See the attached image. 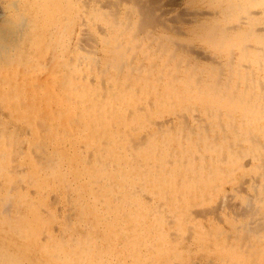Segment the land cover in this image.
<instances>
[{"label":"rangeland","instance_id":"374dc122","mask_svg":"<svg viewBox=\"0 0 264 264\" xmlns=\"http://www.w3.org/2000/svg\"><path fill=\"white\" fill-rule=\"evenodd\" d=\"M64 1L0 0V264H264V0ZM76 80L88 89L84 100L67 94ZM51 88L58 94L49 99ZM130 103L140 104L146 135L137 134ZM104 104L108 115L119 106L129 115L126 133L118 113L110 118L130 145L127 170L147 181L140 159L157 152L178 166L169 181L156 182L157 217L103 200L126 169L124 151L97 123ZM223 193L227 202L212 208Z\"/></svg>","mask_w":264,"mask_h":264},{"label":"bare ground","instance_id":"6f19581e","mask_svg":"<svg viewBox=\"0 0 264 264\" xmlns=\"http://www.w3.org/2000/svg\"><path fill=\"white\" fill-rule=\"evenodd\" d=\"M7 1V0H6ZM25 1V0H24ZM33 2H36V1H40V3L42 4V6L43 7H46V5H47V2L46 1H48V0H32ZM57 1V0H56ZM65 1H67V0H65ZM64 1V2H65ZM82 1H84V0H82ZM99 1H101V0H99ZM114 1V0H113ZM220 1V0H219ZM223 1V0H222ZM27 2V1H26ZM70 2V1H69ZM72 2V1H71ZM88 2V1H87ZM86 2V3H87ZM123 2V1H122ZM126 2V1H125ZM131 2V1H130ZM138 2V1H137ZM230 2V1H229ZM11 2H9V4H10ZM14 3H15V1H14ZM13 3V4H14ZM54 3V2H53ZM85 3V2H84ZM98 3H100V2H98ZM102 3H103V1H102ZM107 3V2H106ZM141 3V2H140ZM2 4V3H1ZM0 4V5H1ZM7 4V3H6ZM5 4V5H6ZM19 4V3H18ZM25 4V3H24ZM30 4H31V1H30ZM33 4V3H32ZM37 4V3H36ZM55 4V3H54ZM57 4V3H56ZM220 4V3H219ZM27 5V4H26ZM61 4H59L58 6H60ZM102 5V4H101ZM100 5V6H101ZM234 5V4H233ZM232 4H231V6H233ZM39 6V5H38ZM82 6V5H81ZM89 6V5H88ZM117 6V5H116ZM3 7V6H2ZM29 7V6H28ZM53 7V6H52ZM51 7V8H52ZM62 7V6H61ZM60 7V8H61ZM70 7V6H69ZM73 7V6H72ZM102 7V6H101ZM104 7V6H103ZM106 7V6H105ZM114 7H115V5H114ZM224 7V6H223ZM29 8H31V6L29 7ZM34 8H35V6H34ZM33 8V9H34ZM56 8V7H55ZM54 8V9H55ZM84 8V7H83ZM107 8V7H106ZM109 8V7H108ZM111 8V7H110ZM22 9V8H21ZM26 9V8H25ZM32 9V8H31ZM58 9V8H57ZM63 10H64V8H62ZM69 9V8H68ZM86 9V8H85ZM94 9V8H93ZM115 9H116V7H115ZM12 10V9H11ZM37 10V9H36ZM48 10H49V8H48ZM59 10H61V9H59ZM109 10V9H108ZM117 10V9H116ZM145 10V9H144ZM161 10V9H160ZM228 10V9H227ZM3 11V10H2ZM34 11V10H33ZM51 11V10H50ZM127 11V10H126ZM139 11H140V9H139ZM210 11V10H209ZM208 11V12H209ZM10 12V11H9ZM16 12V11H15ZM14 12V13H15ZM29 12H30V10H29ZM57 12V11H56ZM102 12V11H101ZM110 12V11H109ZM166 12H168V11H166ZM42 13V12H41ZM65 13H67V12H65ZM70 13V12H69ZM256 13V12H255ZM28 14V13H27ZM35 14H36V12H35ZM40 13H38V15H39ZM54 14V13H53ZM64 14V13H63ZM115 14V13H114ZM16 15V14H15ZM20 15H21V13H20ZM25 15V14H24ZM45 15V14H44ZM44 15H42V16H44ZM57 15V14H56ZM65 15V14H64ZM144 15V14H143ZM146 15V14H145ZM35 16V15H34ZM37 16V15H36ZM53 16V15H52ZM55 16V15H54ZM58 16V15H57ZM60 16V15H59ZM68 16V15H67ZM91 16V15H90ZM106 16V15H105ZM131 16V15H130ZM129 16V17H130ZM141 16V15H140ZM28 17V16H27ZM72 17V16H71ZM81 17V16H80ZM19 18V17H18ZM26 18V17H25ZM32 18V17H31ZM46 18V17H45ZM69 18V17H68ZM169 18H170V16H169ZM38 19H40V18H38ZM53 19H55V18H53ZM65 19V18H64ZM112 19V18H111ZM114 19V18H113ZM112 19V20H113ZM10 20H12V19H10ZM31 20V19H30ZM45 20V19H44ZM63 20V19H62ZM61 20V21H62ZM71 20V19H70ZM92 20V19H91ZM103 20V19H102ZM109 20H110V18H109ZM115 20V19H114ZM32 21V20H31ZM52 21V20H51ZM56 21H58V19H56ZM65 21V20H64ZM117 21V20H116ZM119 21V20H118ZM17 22V21H16ZM42 22V21H41ZM55 22V21H54ZM63 22V21H62ZM95 22V21H94ZM139 22V21H138ZM38 23V22H37ZM65 23V22H64ZM67 23H69V22H67ZM76 23V22H75ZM79 23V22H78ZM83 23V22H82ZM86 23H87V21H86ZM98 23V22H97ZM115 24H116V22H114ZM119 23V22H118ZM3 24V23H2ZM10 24V23H9ZM23 24V23H22ZM29 24V23H28ZM31 24V23H30ZM122 24V23H121ZM27 25V24H26ZM35 25V24H34ZM54 25H56V24H54ZM62 25V24H61ZM60 25V26H61ZM64 25V24H63ZM71 25V24H70ZM80 25H82L81 23H80ZM93 25V24H92ZM28 26V25H27ZM53 26V25H52ZM65 26V25H64ZM69 25H67V27H68ZM73 26V25H72ZM83 27H81V31H84L85 32V34H87L88 33V31H89V26L87 27V25H82ZM167 26V25H166ZM239 26V25H238ZM10 27V26H9ZM22 27V26H21ZM54 27H56V26H54ZM63 27V26H62ZM66 27V28H67ZM113 27H115V26H113ZM139 27V26H138ZM151 27V26H150ZM30 28V27H29ZM72 28V27H71ZM98 28V27H97ZM100 28H101V30L103 29V31H104V29L106 30V29H108V27L107 26H103V25H101L100 24ZM20 29V28H19ZM22 29V28H21ZM70 29V28H69ZM76 29V28H75ZM91 29H92V31H93V33L96 35L97 34V32L98 31H96V30H94L93 28H92V26H91ZM116 29V28H115ZM237 29V28H236ZM27 30V29H26ZM52 30V29H51ZM60 30V29H59ZM68 30V29H67ZM99 30V29H98ZM117 30V29H116ZM128 30V29H127ZM3 31V30H2ZM34 31H36V30H34ZM53 31V30H52ZM86 31H87V33H86ZM118 31V30H117ZM150 31V30H149ZM38 32V31H37ZM78 32V31H77ZM99 32H100V30H99ZM124 32V31H123ZM23 33V32H22ZM56 33V32H55ZM59 33V32H58ZM65 33H66V31H65ZM71 33V32H70ZM101 33V32H100ZM166 33V32H165ZM258 33V32H257ZM8 34V33H7ZM27 34V33H26ZM32 34V33H31ZM48 34V33H47ZM60 34H61V32H60ZM104 34V33H103ZM126 34V33H125ZM135 34V33H134ZM134 34H133V36H134ZM20 35V34H19ZM28 35V34H27ZM71 35V34H70ZM93 35V34H92ZM95 35H93V38L95 39L96 37H94ZM110 35V34H109ZM123 35V34H122ZM121 35V36H122ZM141 35V34H140ZM34 36V35H33ZM53 36H54V34H53ZM74 36V35H73ZM82 36L83 35H81V38H79V39H82ZM90 36V35H89ZM127 36V35H126ZM139 36V35H138ZM8 37H10L9 35H8ZM20 37H22V36H20ZM19 37V38H20ZM24 37H26V36H24ZM51 37V36H50ZM66 37V36H65ZM86 37V36H85ZM84 37V38H85ZM92 37V36H91ZM7 38V37H6ZM6 38H5V40H6ZM11 38V37H10ZM23 38V37H22ZM46 39H47V37H45ZM49 38V37H48ZM105 38V37H104ZM123 38V37H122ZM15 39V38H14ZM27 39V38H26ZM76 39V38H75ZM93 39V40H94ZM97 39V38H96ZM95 39V40H96ZM10 40V39H9ZM42 40V39H41ZM85 40H88V39H84V41ZM7 41V40H6ZM18 41H20V40H18ZM21 41H24L23 39L21 40ZM20 41V42H21ZM38 41V40H37ZM48 41V40H47ZM68 41H69V39H68ZM72 41V40H71ZM70 41V42H71ZM90 41H92V40H90ZM171 41V40H170ZM173 41H175V40H173ZM5 42V41H4ZM107 42V41H106ZM151 42V41H150ZM41 43V42H40ZM79 43V42H78ZM80 43H82V42H80ZM108 43V42H107ZM107 43H106V45H107ZM134 43V42H133ZM159 43V42H158ZM157 43V44H158ZM29 44V43H28ZM32 44V43H31ZM30 44V45H31ZM53 44V43H52ZM51 44V45H52ZM55 44V43H54ZM54 44H53V48L52 49H54L55 50V48H54ZM64 44V43H63ZM73 44V43H72ZM86 44V43H85ZM179 44V43H178ZM245 44V43H244ZM29 45V46H30ZM66 45V44H65ZM105 45V44H104ZM180 45V44H179ZM185 45V44H184ZM18 46V45H17ZM47 46V45H46ZM68 46V45H67ZM75 46H77V45H75ZM84 46V45H83ZM82 46V47H83ZM88 46V45H87ZM90 46V45H89ZM137 46V45H136ZM135 46V47H136ZM176 46H177V44H176ZM44 47V46H43ZM49 47V46H48ZM62 47V46H61ZM91 47H93L92 45H91ZM12 48V47H11ZM39 48V47H38ZM38 48H37V50H38ZM78 48V47H77ZM80 48V47H79ZM157 48V47H156ZM155 48V49H156ZM7 49V48H6ZM8 49H10V48H8ZM30 49V48H29ZM67 49V48H66ZM65 49V50H66ZM83 49V48H82ZM90 49H92V48H90ZM162 49V48H161ZM11 50H13V49H11ZM11 50H9V52H11ZM19 50V49H18ZM28 50V49H27ZM31 50V49H30ZM54 50H52V51H54ZM58 50V49H57ZM64 50V51H65ZM93 50V49H92ZM7 51V50H6ZM14 51V50H13ZM71 51V50H70ZM70 51H69V53H70ZM94 51H95V49H94ZM136 51V50H135ZM175 51V50H174ZM86 52V51H85ZM158 52V51H157ZM72 53V52H71ZM90 53V52H89ZM88 53V54H89ZM10 54V53H9ZM41 54V53H40ZM52 54H53V52H52ZM27 55V54H26ZM31 55V54H30ZM71 55V54H70ZM14 56V55H13ZM34 56H36L35 54H34ZM39 56H41V55H39ZM44 56V55H43ZM47 56V55H46ZM67 56V55H66ZM217 56V55H216ZM220 56V55H219ZM3 57V56H2ZM1 57V58H2ZM49 57V56H48ZM61 57H63V56H61ZM65 57V56H64ZM71 57V56H70ZM69 57V58H70ZM73 57V56H72ZM122 57V56H121ZM182 57V56H181ZM210 57V56H209ZM26 58V57H25ZM40 58V57H39ZM81 58V57H80ZM214 58V57H213ZM27 59V58H26ZM36 59H38V58H36ZM47 59H49V58H47ZM73 58H71V60H72ZM87 59V58H86ZM121 59V58H120ZM187 59V58H186ZM209 59V58H208ZM3 60H5V59H3ZM39 60V59H38ZM50 60V59H49ZM79 60V59H78ZM109 60V59H108ZM215 60V59H214ZM1 61V60H0ZM6 61V60H5ZM30 60H28V62H29ZM36 61V60H35ZM43 61V60H42ZM67 61H70V60H68L67 59ZM98 61V60H97ZM9 62V61H8ZM37 62V61H36ZM41 62V61H40ZM58 62V61H57ZM100 62V61H99ZM98 62V63H99ZM13 63H14V61H13ZM19 63V62H18ZM51 63V62H50ZM79 63V62H78ZM80 63H81V61H80ZM87 63V62H86ZM97 63V62H96ZM119 63V62H118ZM172 63V62H171ZM177 63V62H176ZM7 64V63H6ZM11 64V63H10ZM40 64V63H39ZM45 64V63H44ZM53 64V63H52ZM60 64V63H59ZM63 64H64V61H63ZM4 65V64H3ZM12 65V64H11ZM36 65V64H35ZM94 64H92V66H93ZM100 65H101V63H100ZM6 66H8V65H6ZM5 66V67H6ZM17 66H19V65H17ZM32 66V65H31ZM38 66H40V65H38ZM43 66H45V65H43ZM96 66V65H95ZM98 66V65H97ZM4 66H3V68H5ZM27 67V66H26ZM29 67V66H28ZM27 67V68H28ZM63 67H64V65H63ZM132 67V66H131ZM7 68V67H6ZM23 68V67H22ZM44 68V67H43ZM46 68V67H45ZM71 68V67H70ZM84 68V67H83ZM99 68V67H98ZM101 68V67H100ZM99 68V69H100ZM18 69V68H17ZM30 69V68H29ZM28 69V70H29ZM36 69V68H35ZM42 69V68H41ZM40 69V70H41ZM4 70V69H3ZM3 70H1V72L3 71ZM37 70V69H36ZM66 70V69H65ZM16 71V70H15ZM45 71H47V70H45ZM50 71H52V69L50 70ZM56 71V70H55ZM63 70H61V72H62ZM121 72V71H120ZM125 72V71H124ZM18 73V75H19V72H17ZM16 73V74H17ZM35 73H37V72H35ZM41 72H39V74H40ZM20 74H23V73H20ZM45 73H44V71H43V75H44ZM53 74V73H52ZM51 73H50V75H52ZM84 74V73H83ZM118 75H119V72L117 73ZM129 74V73H128ZM4 75V74H3ZM29 75V74H28ZM28 75H26V76H28ZM33 75V74H32ZM42 75V76H43ZM64 75H65V73H64ZM78 75V74H77ZM25 75H23V77H24ZM62 76V75H61ZM73 76V75H72ZM128 76V75H127ZM4 77V76H3ZM30 77H32V76H30ZM45 77V76H44ZM2 78V77H1ZM5 78V77H4ZM25 78V77H24ZM33 78V77H32ZM50 78H52V77H50ZM9 79V78H8ZM13 79H14V77H13ZM16 79V78H15ZM21 79V78H20ZM19 79V80H20ZM34 79V78H33ZM38 79H41V77H39ZM253 79V78H252ZM1 80V79H0ZM21 80H23V79H21ZM32 80V79H31ZM51 80V79H50ZM66 80V79H65ZM91 80V79H90ZM103 80V79H102ZM2 81V80H1ZM0 81V82H1ZM6 81V80H5ZM17 81V80H16ZM24 81V80H23ZM22 81V82H23ZM61 81H62V79H61ZM60 81V82H61ZM77 81V80H76ZM74 81L73 82V87H71L70 89H68L67 90V94H69V98H72L73 99V97L75 96V99L74 100H84V94L86 95V92L88 93V89H86V88H82V89H77V88H79V87H77V86H79V81ZM82 81V80H81ZM94 81V80H93ZM223 81H225V80H223ZM12 82V81H11ZM18 82V81H17ZM16 82V83H17ZM25 83L26 82H28V81H24ZM30 82V84H31V81H29ZM49 82V81H48ZM53 82V81H52ZM83 82H84V80H83ZM119 82V81H118ZM127 82V81H126ZM129 82V81H128ZM20 82H18V84H19ZM34 83V82H33ZM90 83V82H89ZM130 83V82H129ZM225 83V82H224ZM2 84H3V82H2ZM21 84V83H20ZM27 84V83H26ZM34 84H36V83H34ZM49 84H50V82H49ZM59 84V83H58ZM14 85V84H13ZM33 85V84H32ZM51 85V84H50ZM50 85H49V87H50ZM55 85V84H54ZM103 85V84H102ZM110 85V84H109ZM9 86V85H8ZM12 86V85H11ZM19 86V85H18ZM24 86V85H23ZM26 86H28V84L26 85ZM46 86V85H45ZM104 86V85H103ZM106 86V85H105ZM10 87V86H9ZM13 87V86H12ZM21 87V86H20ZM55 87H56V85H55ZM107 87V86H106ZM125 88V87H124ZM1 89H3V88H1ZM18 89H19V87H18ZM37 89V88H36ZM49 89V88H48ZM52 89V88H51ZM56 89V88H55ZM11 90V89H10ZM33 89H31V91H32ZM81 90V91H80ZM125 90V89H124ZM12 91V90H11ZM30 91V92H31ZM36 91V90H35ZM38 91V90H37ZM45 91V90H44ZM3 92V91H2ZM23 92V91H22ZM28 92V91H27ZM47 92V91H46ZM120 92V90H116L115 91V93H119ZM32 93V92H31ZM35 93V92H34ZM33 93V94H34ZM37 93V92H36ZM60 93V92H59ZM99 93V92H98ZM105 93V92H104ZM29 94V93H28ZM56 94H58L55 90L53 91V89H52V91H51V93L49 94L50 96H49V99H52L53 98V96H55L56 97ZM3 95H7V94H3ZM9 95V94H8ZM19 95V94H18ZM43 95H45V94H43ZM96 95H97V93H96ZM103 95V94H102ZM150 95V94H149ZM33 96V95H32ZM38 96V95H37ZM37 96H33V102L34 101H36L34 104L36 105V108H39V103H40V100L39 101H37ZM41 96V95H40ZM144 96V95H143ZM7 97V96H6ZM5 97V98H6ZM45 97V96H44ZM113 97V96H112ZM11 98V97H10ZM22 98V97H21ZM31 98V97H30ZM45 99V98H44ZM124 99H126V96H124ZM133 99V98H132ZM15 100V99H14ZM73 100V101H74ZM24 101V100H23ZM30 101V100H29ZM45 101V100H44ZM148 102H149V104H150V100H147ZM18 102V101H17ZM60 100L59 101H56V105H55V107H53V108H48L47 107V109H48V113H50V115L52 114H54L55 112H57V108H58V106L60 105ZM7 104H9V103H7ZM19 104V103H18ZM21 104V103H20ZM31 104H33L32 102H31ZM42 104H43V102H42ZM131 104H132V107L134 108V110H132L131 109ZM4 105V104H3ZM10 105H13V104H11L10 103ZM23 105H25L24 103L22 104V106ZM29 105V104H28ZM87 105V104H86ZM109 105V104H108ZM137 105H140V104H138V103H130V106H129V109L133 112V114L135 115V118L133 119V120H135L136 122L135 123H137L138 124V129H139V132L137 133L138 135H146L145 134V130L148 128V126H150V124L148 123H145L144 121H143V117L139 114V109H137ZM151 105V104H150ZM154 105V109H156V108H158V107H160V104L157 102V103H154L153 104ZM5 106V105H4ZM14 106V105H13ZM123 106V105H122ZM135 106V107H134ZM12 107V106H11ZM24 107V106H23ZM32 107V106H31ZM34 107V106H33ZM40 107H42V106H40ZM50 107V106H49ZM87 107V106H86ZM125 107V106H124ZM26 108V107H25ZM35 108V107H34ZM34 108H32V109H34ZM44 107H42V108H39V109H43ZM69 108V107H68ZM68 108L65 110V112H67V110H68ZM97 108H99V107H97ZM4 109H5V107H4ZM16 109V108H15ZM39 109H36V110H39ZM150 109H151V107H150ZM23 110H24V108H23ZM26 110V109H25ZM107 110H109V106H106L105 104H104V106H103V108L101 109V111L99 112V114H97L96 115V120H97V123L98 124H100L101 123V126L102 125H104V124H106V128H107V131H108V138H109V141L111 142V146L113 147V149L115 150V151H124V156H121V159L120 160H122V162H123V160H124V162L123 163H125V167H126V164H127V156H125V155H127L126 154V150H128V149H130V145L129 144H127V137H123V136H120V135H115V131L114 130H112L111 128H112V125H114L113 124V121H111V117H113V116H111L112 115V113H118L119 114V118L120 119H122V121H124L123 123H124V126H125V129H124V131H125V133L127 132V131H130L129 129H131L132 128V126H129L130 124L129 123H131V121H130V119H129V115L128 116H126V112H125V110L121 107V106H119V107H117V110L115 111V110H112V109H110V112H111V114H107ZM126 110H127V108H126ZM8 111V110H7ZM43 111V110H42ZM73 110L71 109V110H68V112H72ZM9 112V111H8ZM47 112H45V114L47 113ZM131 112V113H132ZM109 113V112H108ZM78 114V113H77ZM32 115V114H31ZM33 115H34V113H33ZM41 115V114H40ZM36 116V115H35ZM116 116V115H115ZM145 116V115H144ZM147 117V116H146ZM47 118H48V116H47ZM71 118V117H70ZM35 119V118H34ZM61 119V118H60ZM74 119V118H73ZM151 119V118H150ZM31 120V119H30ZM89 120V119H88ZM113 120V119H112ZM132 120V121H133ZM149 120V119H148ZM168 120V117H163V118H161V116L159 117V116H157L156 117V119L154 120V122H156V123H160V122H163V121H165V122H168L167 121ZM67 121V120H66ZM130 121V122H129ZM140 121H142V122H140ZM63 122V121H62ZM68 122V121H67ZM118 122V121H117ZM198 122V121H197ZM23 123V122H22ZM24 123H25V121H24ZM23 123V124H24ZM72 123V122H71ZM70 123V124H71ZM76 123H77V121H76ZM53 124V123H52ZM61 124H63V123H61ZM65 124V123H64ZM69 124V123H68ZM79 124V123H78ZM26 125V124H25ZM28 125V124H27ZM92 125V124H91ZM156 125V124H155ZM37 126V125H36ZM78 126H80V125H78ZM86 126H87V124H86ZM152 126V125H151ZM29 128V127H28ZM3 129V128H2ZM31 129V128H30ZM29 129V130H30ZM73 129V128H72ZM121 129V128H120ZM156 129V128H155ZM27 130V129H26ZM190 130V129H189ZM4 131V130H3ZM39 131V130H38ZM44 131V130H43ZM68 131V130H67ZM8 132V131H7ZM60 132V131H59ZM124 133V134H125ZM148 133H149V131H148ZM151 133V132H150ZM4 134V133H3ZM9 134V133H8ZM31 134H33V133H31ZM30 134V135H31ZM148 135V134H147ZM22 136V135H21ZM32 136V135H31ZM66 136V135H65ZM6 137V136H5ZM139 137V136H138ZM34 138V137H33ZM11 139H12V137H11ZM61 139V138H60ZM130 139V138H129ZM62 140V139H61ZM136 140V139H135ZM133 141V140H132ZM104 142V141H103ZM36 143V142H35ZM134 143V142H133ZM31 144V143H30ZM7 145V144H6ZM5 145V146H6ZM37 145V144H36ZM25 146V145H24ZM84 146V145H83ZM82 146V147H83ZM84 149V148H83ZM22 150V149H21ZM25 150V149H24ZM92 151H93V148H92ZM163 151V150H162ZM3 152V151H2ZM55 152V151H54ZM89 152V151H88ZM26 153V152H25ZM3 154V153H2ZM37 154V153H36ZM41 154V153H40ZM56 154V153H55ZM164 154V153H163ZM84 155V154H83ZM89 155V154H88ZM91 155V154H90ZM26 156V155H25ZM28 156H29V154H28ZM55 156V155H54ZM92 156V155H91ZM70 157V156H69ZM87 157V156H86ZM168 157V155L167 154H164V155H162L161 154V152H157V153H154L151 157L147 154V155H144V156H142L141 157V159H140V161H141V163H143L144 165H147V167L146 168H148V169H144V171L145 172H148L150 175H151V177L152 178H150V179H148L149 178V174H147V176H148V180L147 181H143V180H141V178H138L136 175H135V173L132 171V170H127L128 168L126 167V169L124 168V170L125 171H122V176H121V178H122V180H123V184L121 185V187H119L118 189H117V192L115 193V194H113L112 193V191L115 189V188H113L112 187V189H110L109 191H107V192H104V195H103V200H104V202L106 203V204H108L110 207H113L114 206V208H115V203L114 202H117V204L119 205V207H123V206H126V205H133V206H140V208H142V209H144V210H147V209H150V210H148L149 212L151 211V212H153V215H160L161 213H163L162 211H163V209H162V206H160V204H157L156 206H154V200H155V194H154V189L156 188L155 186H156V182H160V181H163V180H165V181H169L170 180V178H172V177H174V173H175V171H176V167H178V166H175V167H173L172 168V166L170 167V166H168L169 164H168V160L166 161V158ZM92 158V157H91ZM66 159V158H65ZM68 159V158H67ZM80 159V158H79ZM88 159H90V158H88ZM87 159V160H88ZM30 160V159H29ZM21 161V160H20ZM31 161V160H30ZM61 161V160H60ZM69 162V161H68ZM97 162H101V161H97ZM67 163V162H66ZM8 164V163H7ZM73 164V163H72ZM107 164V163H106ZM143 165V166H144ZM8 166V165H7ZM22 166V165H21ZM38 166V165H37ZM105 166H107V165H105ZM113 166H115V165H113ZM25 167V166H24ZM67 167V166H66ZM169 168H171V169H169ZM18 169V168H17ZM33 169H34V167H33ZM3 172H5V171H3ZM2 174V173H1ZM100 174V173H99ZM101 175V174H100ZM118 175V174H117ZM91 176H93V175H91ZM7 176H5V178H6ZM19 177V176H18ZM40 177V176H39ZM101 176H99L98 178H97V180L98 179H100L101 180V178H100ZM41 178V177H40ZM86 178V177H85ZM104 178V177H103ZM46 179V178H45ZM9 180V179H8ZM7 180V181H8ZM44 180V179H43ZM47 180H48V178H47ZM96 180V179H95ZM95 180H94V182H95ZM96 180V181H97ZM102 181V180H101ZM248 181V180H247ZM46 182V181H45ZM51 182V181H50ZM9 183V182H8ZM47 183V182H46ZM87 183H88V181H87ZM111 183V182H110ZM147 183H149V184H147ZM243 183V182H242ZM83 184V183H82ZM241 183H239V185H240ZM49 185H51V183H49ZM44 186V185H43ZM114 186V185H113ZM77 187V186H76ZM104 187V186H103ZM144 187H149L150 189H149V191H147V193H145V191H144V196H143V188ZM65 188V187H64ZM69 188V187H68ZM95 188V187H94ZM93 189V188H92ZM32 190H34V189H32ZM46 190V189H45ZM48 190V189H47ZM75 190V189H74ZM79 190V189H78ZM134 190H136V192H141L140 194L142 195L141 197H140V195L138 194V193H136ZM67 191V190H66ZM69 191V190H68ZM31 192V191H30ZM50 192H52V191H50ZM167 192V191H166ZM48 193V192H47ZM64 193V192H63ZM82 193V192H81ZM118 193V194H117ZM52 194V193H51ZM108 194H112V197L114 198L115 196H116V199H111L109 196H108ZM222 194V193H221ZM32 195V194H31ZM56 195H58V194H56ZM119 195V196H118ZM138 196V197H137ZM226 195H224V193H223V195L222 196H220V200H218L217 201V203L216 204H214V206H212V208H214V209H217V208H220L221 206H223L224 204H225V202H227L226 200H227V198L225 197ZM45 197V196H44ZM144 197V198H143ZM57 198H58V196H57ZM56 198V199H57ZM145 198H147V199H145ZM169 198V197H168ZM167 198V199H168ZM59 199V198H58ZM57 199V200H58ZM50 200H51V198H50ZM56 200V201H57ZM60 200V199H59ZM146 200V201H145ZM179 200V199H178ZM164 202V201H163ZM151 203L153 204L152 206H151ZM97 205V204H96ZM98 205H99V203H98ZM177 205V204H176ZM182 205H183V203H182ZM81 206V205H80ZM62 207V206H61ZM105 207V206H104ZM153 207V209H151ZM165 208V207H164ZM57 209V208H56ZM61 209V208H60ZM108 209H110V208H108ZM116 210H118L117 208H115ZM141 209V210H142ZM190 209H192V208H190ZM53 210H54V208H53ZM94 210V209H93ZM247 210V209H246ZM46 211V210H45ZM133 211V210H132ZM240 211V210H239ZM54 212V211H53ZM73 212V211H72ZM168 212V211H167ZM216 212V211H215ZM40 213V212H39ZM65 213V212H64ZM89 213H91V211L89 212ZM114 213V212H113ZM119 213H121V212H119ZM138 213V212H137ZM140 213V212H139ZM69 214V213H68ZM133 214V213H132ZM136 214V213H135ZM152 214V213H151ZM150 214V215H151ZM164 214H165V212H164ZM171 214V213H170ZM105 215V214H104ZM167 215H168V213H167ZM172 215V214H171ZM196 215V214H195ZM37 216V215H36ZM44 216V215H43ZM125 216V215H124ZM136 216H137V214H136ZM168 216H170V215H168ZM110 217V216H109ZM108 217V218H109ZM114 217V216H113ZM116 217H117V215H116ZM122 217V216H121ZM149 217H151V216H149ZM157 217V216H156ZM165 217V216H164ZM171 217V216H170ZM174 216L172 215V218H173ZM60 218V217H59ZM107 218V219H108ZM118 218V217H117ZM122 218H124V217H122ZM129 218V217H128ZM172 218H171V220H172ZM141 219V218H140ZM148 219V218H147ZM146 219V220H147ZM168 219V218H167ZM166 219V220H167ZM103 220V219H102ZM143 220V219H142ZM165 220V222H167ZM170 220V221H171ZM125 221H127V219L125 220ZM149 221V220H148ZM154 221V220H153ZM60 222V221H59ZM122 222V221H121ZM140 222H142V221H140ZM147 222V221H146ZM158 222V221H157ZM114 223V222H113ZM132 223V222H131ZM143 223V222H142ZM145 223V222H144ZM246 223V222H245ZM123 224V223H122ZM132 225V224H131ZM141 225V224H140ZM153 225V224H152ZM115 226V225H114ZM127 227V226H126ZM142 227V226H141ZM160 227H162V225L160 226ZM233 227H235V226H233ZM65 228V227H64ZM103 228V227H102ZM115 228H116V226H115ZM119 228V227H118ZM145 228V227H144ZM149 228V227H148ZM105 229V228H104ZM103 229V230H104ZM155 229H156V227H155ZM163 229H165V227L163 228ZM47 230V229H46ZM118 230V229H117ZM124 230V229H123ZM131 230V229H130ZM129 230V231H130ZM145 230V229H144ZM143 230V231H144ZM147 230V229H146ZM159 230V229H158ZM45 231V230H44ZM115 231V230H114ZM170 231V230H169ZM171 231H172V229H171ZM170 231V232H171ZM174 231V230H173ZM19 232V231H18ZM29 232H30V230H29ZM111 232V231H110ZM117 232V231H116ZM124 232V231H123ZM153 232V231H152ZM151 232V233H152ZM159 232V231H158ZM162 232H163V230H162ZM175 232V231H174ZM149 233H150V231H149ZM160 233V232H159ZM167 233V232H166ZM176 233V232H175ZM95 234V233H94ZM131 234V233H130ZM152 234H155V233H152ZM165 234V233H164ZM234 234V233H233ZM237 234V233H236ZM33 235V234H32ZM107 235H110V234H107ZM129 235V234H128ZM168 235V234H167ZM17 236V235H16ZM132 236H133V233H132ZM146 236H148V230H147V235ZM150 236V235H149ZM148 236V237H149ZM176 236V235H175ZM187 236V235H186ZM42 237V236H41ZM58 237V236H57ZM103 237V236H102ZM118 237V236H117ZM116 237V238H117ZM130 237V236H129ZM138 237V236H137ZM171 237V236H170ZM173 237V236H172ZM40 238V237H39ZM73 238V237H72ZM126 238H127V236H126ZM125 238V239H126ZM156 238V237H155ZM129 239V238H128ZM151 239V238H150ZM171 239V238H170ZM112 240V239H111ZM148 240V239H147ZM150 242V241H149ZM32 243V242H31ZM146 243H148V242H146ZM62 244V243H61ZM115 244V243H114ZM2 245V244H1ZM31 246V245H30ZM151 246V245H150ZM148 248V247H147ZM137 249V248H136ZM138 249H140L139 247H138ZM122 250H123V248H122ZM135 250V249H134ZM150 250V249H149ZM111 251H112V249H111ZM136 251V250H135ZM161 251H163V250H161ZM133 252V251H132ZM139 252V251H138ZM142 252H144L143 250H142ZM205 252V251H204ZM60 253V252H59ZM64 253H65V251H64ZM138 254V253H137ZM149 254V253H148ZM0 255H2V254H0ZM46 256H47V254H45ZM64 255V254H63ZM141 255V254H140ZM153 255H154V253H153ZM9 256V255H8ZM59 256H61V255H59ZM58 256V257H59ZM145 256H146V254H145ZM147 256H149V255H147ZM159 256V255H158ZM53 257V256H52ZM135 258H136V255L134 256ZM142 257V256H141ZM144 257V256H143ZM230 257V256H229ZM48 258H51L50 256L48 257ZM47 258V259H48ZM64 258V257H63ZM63 258H61L62 260H63ZM46 259V258H45ZM54 259V258H53ZM59 259V258H58ZM65 260H66V258H64ZM137 259V258H136ZM141 259V258H140ZM139 259V260H140ZM149 259V258H148ZM147 259V260H148ZM152 259V258H151ZM154 259V258H153ZM211 259V258H210ZM16 260V259H15ZM119 260V259H118ZM155 260V259H154ZM153 260V261H154ZM53 261H56V260H53ZM120 261V260H119ZM47 262V261H46ZM50 262H51V260H50ZM58 262V261H57ZM62 262V261H61ZM116 262V261H115ZM114 262V263H115ZM144 262V261H143ZM63 263H64V261H63ZM158 263V262H157ZM47 264V263H46ZM57 264V263H56ZM118 264V263H117Z\"/></svg>","mask_w":264,"mask_h":264}]
</instances>
